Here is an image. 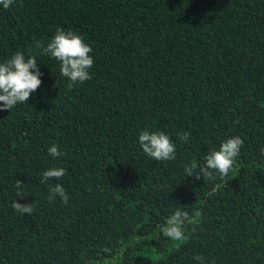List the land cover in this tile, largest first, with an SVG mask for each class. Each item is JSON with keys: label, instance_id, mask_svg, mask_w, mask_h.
<instances>
[{"label": "trees", "instance_id": "1", "mask_svg": "<svg viewBox=\"0 0 264 264\" xmlns=\"http://www.w3.org/2000/svg\"><path fill=\"white\" fill-rule=\"evenodd\" d=\"M57 28L93 48L92 79L71 90L35 47ZM18 51L43 83L0 111V264H105V247L118 264H264V0H15L0 5V62ZM146 129L171 137L175 160L143 152ZM235 136L226 179L187 177ZM52 167L67 174L40 183ZM57 183L67 205L48 200ZM178 206L196 221L185 241L161 231Z\"/></svg>", "mask_w": 264, "mask_h": 264}, {"label": "clouds", "instance_id": "2", "mask_svg": "<svg viewBox=\"0 0 264 264\" xmlns=\"http://www.w3.org/2000/svg\"><path fill=\"white\" fill-rule=\"evenodd\" d=\"M14 3L15 0H0V5L4 9H8ZM34 41L35 47L41 49L43 55H50L60 63V73L69 80V90L77 83L83 84L92 79L90 70L95 63L94 57L91 55L93 48L85 42L81 35L72 30L57 28L55 36L46 47L42 41L35 40V38ZM42 75L36 57L31 55L26 57L22 51H18L10 59L0 62V111L12 110L16 105L28 102L32 94L41 87ZM190 136V132H183L178 138L187 143ZM138 139L140 147L149 158L155 161L176 159V145L165 132L146 129L140 132ZM243 145L244 140L239 136L228 138L222 142L219 150H212L204 157L202 165H198L196 161L186 164L185 173L187 177L195 175L197 180L201 177L215 179L213 175L215 173L221 180L226 179L233 169L235 159L240 155ZM262 153H264V149H262ZM48 154L54 159L65 155L60 151L58 145L49 147ZM66 174V168H49L42 173L40 183H46L51 179L60 180ZM22 185L17 180L15 187L18 189V196L23 195ZM218 187L219 185L214 186L212 192L206 193V195H214ZM57 196L61 198L63 204H68L69 195L59 183L50 186L49 202L55 200ZM33 205L34 203L23 205L14 201L12 207L23 216L24 214L32 215L34 212ZM186 208L178 206L167 218L165 226L161 229L164 237L170 238L172 241L187 240L186 228L188 225H194L196 221L193 215L185 210ZM195 230L193 227L192 231L195 232ZM103 251L109 254L105 264H118L119 250L116 254H112V250L105 247ZM194 258L199 264H204L205 258L202 255ZM90 264H96V262L91 261Z\"/></svg>", "mask_w": 264, "mask_h": 264}]
</instances>
